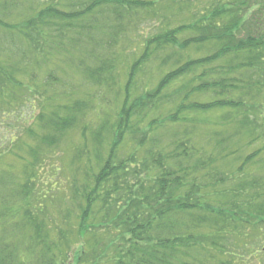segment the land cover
<instances>
[{
	"label": "trees",
	"instance_id": "obj_1",
	"mask_svg": "<svg viewBox=\"0 0 264 264\" xmlns=\"http://www.w3.org/2000/svg\"><path fill=\"white\" fill-rule=\"evenodd\" d=\"M0 143V264H264V0H0Z\"/></svg>",
	"mask_w": 264,
	"mask_h": 264
},
{
	"label": "rangeland",
	"instance_id": "obj_2",
	"mask_svg": "<svg viewBox=\"0 0 264 264\" xmlns=\"http://www.w3.org/2000/svg\"><path fill=\"white\" fill-rule=\"evenodd\" d=\"M76 141H78V140H76ZM5 148H6V146H4L0 143V150H4ZM71 158L72 157H71L70 153H68V152L64 153L63 152L62 159H61V166L64 167L63 170H64L65 175H66L65 178H68L70 176V172L74 173V170L76 169V164L72 162ZM8 163H14L12 158H9L5 161V164H8ZM48 212L51 213V215H53L54 218H60L61 216H66V215L72 214L73 211L70 209V206L67 203H61L59 206L56 205L52 209L48 208ZM70 223H71V226L69 228L73 229L75 227L74 219L70 218ZM63 229L65 231H67L68 228L63 227ZM67 238L70 240L69 242H71L72 244L75 243L74 242V240H75L74 233L73 234L68 233Z\"/></svg>",
	"mask_w": 264,
	"mask_h": 264
}]
</instances>
